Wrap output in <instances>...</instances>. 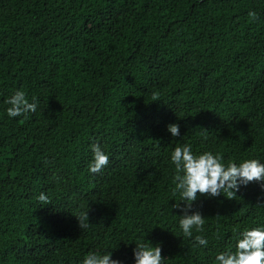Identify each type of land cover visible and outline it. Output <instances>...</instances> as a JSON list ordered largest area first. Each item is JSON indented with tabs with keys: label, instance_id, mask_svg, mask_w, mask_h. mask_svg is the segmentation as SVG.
<instances>
[{
	"label": "trees",
	"instance_id": "16d2710c",
	"mask_svg": "<svg viewBox=\"0 0 264 264\" xmlns=\"http://www.w3.org/2000/svg\"><path fill=\"white\" fill-rule=\"evenodd\" d=\"M17 90L35 112L7 115ZM93 144L109 157L95 174ZM183 145L264 163V0H0V264H135L148 242L164 264L235 251L264 227V188L198 195L203 231L184 236L170 159Z\"/></svg>",
	"mask_w": 264,
	"mask_h": 264
},
{
	"label": "clouds",
	"instance_id": "9594fccd",
	"mask_svg": "<svg viewBox=\"0 0 264 264\" xmlns=\"http://www.w3.org/2000/svg\"><path fill=\"white\" fill-rule=\"evenodd\" d=\"M255 19L254 11L248 13ZM155 99V98H154ZM10 105L7 108L9 117L23 116L36 111V103H29L24 91L17 90L5 101ZM167 131L173 136L180 135L179 125L170 123ZM93 158L89 163V171L93 174L101 172L109 163V157L99 144L91 145ZM171 162L174 165L175 185L173 192L179 193L184 207L180 209L179 227L184 236L193 237V230L203 231L205 217L199 212H191L193 202L200 196L216 197L226 194V198L234 199L241 186L259 182L264 188V163L257 159H246L240 163L229 162L225 165L219 154L203 152L194 154L190 145L177 146L171 152ZM38 200L44 204H50L46 194L41 193ZM180 208V204L174 205ZM88 213V212H87ZM83 213L76 217L81 230L89 227L88 215ZM194 246H207L208 241L201 235L194 237ZM135 264H164L162 249L159 245L153 246L151 242L136 244L133 250ZM81 264H121L112 258V253L101 254L99 252L88 253ZM215 264H264V227L245 229L237 240L235 251L220 252L215 258Z\"/></svg>",
	"mask_w": 264,
	"mask_h": 264
}]
</instances>
